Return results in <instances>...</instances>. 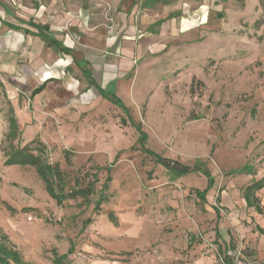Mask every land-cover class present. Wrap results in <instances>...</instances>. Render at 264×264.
<instances>
[{"label":"rangeland","instance_id":"1","mask_svg":"<svg viewBox=\"0 0 264 264\" xmlns=\"http://www.w3.org/2000/svg\"><path fill=\"white\" fill-rule=\"evenodd\" d=\"M60 1L81 16L82 37L121 46L132 38L125 47L144 68L135 82L144 95L137 101L131 92L124 104L145 148L188 166L203 162L214 185L202 201L201 174L171 180L111 102L63 109L69 95L54 84L38 103L0 73V232L31 264L63 255V264H224L227 250L232 264H264V189L256 193L261 214L242 199L264 177V0H147V8L144 0ZM169 12L178 15L156 26ZM12 89L20 106L10 113ZM39 143L65 192L92 185L86 202L58 205L32 168L4 164L12 148ZM246 165L252 175L233 174Z\"/></svg>","mask_w":264,"mask_h":264},{"label":"crops","instance_id":"2","mask_svg":"<svg viewBox=\"0 0 264 264\" xmlns=\"http://www.w3.org/2000/svg\"><path fill=\"white\" fill-rule=\"evenodd\" d=\"M167 17L158 20L164 21L161 26L169 20ZM82 27L81 16L65 11L60 0L51 4L45 0H0V73L13 87L24 89L38 103L47 97L49 86L62 85L69 95V106L63 104V109H91L96 102L108 101L102 94L116 95L125 108L129 93H138L132 98L139 101L144 87L136 90L135 82L144 68L130 61V51L125 46L131 44L132 38H125L123 46L113 42L114 38L102 39L98 44L82 37ZM38 28L65 51L33 36ZM40 88V92L33 94ZM12 96L11 108L16 110L20 101L15 89ZM28 107L27 104L26 110ZM225 254L231 256L229 250Z\"/></svg>","mask_w":264,"mask_h":264},{"label":"trees","instance_id":"3","mask_svg":"<svg viewBox=\"0 0 264 264\" xmlns=\"http://www.w3.org/2000/svg\"><path fill=\"white\" fill-rule=\"evenodd\" d=\"M133 3L135 0H132ZM147 0H144L141 5L144 8H147L146 4ZM149 2V1H148ZM178 15V13L170 14L167 18H174ZM164 21L160 20L155 23L156 26H160ZM152 29V28H151ZM28 33V31L26 32ZM40 38L46 45L50 47H54L65 51L61 45L50 38L46 33H44L42 28H38L37 33L33 34ZM42 89H38L34 91L33 94H37ZM102 96L110 101L113 105L117 106L122 110L126 118L130 122V126L133 127L137 133V140L139 148L144 152L147 156H149L153 162L163 168L166 172L167 176L171 178V180H177L179 178L188 176L190 174H201L206 179V187L202 191H195V196L200 200L205 201L206 193L213 187L214 178L211 176L210 172L206 169L205 164L199 160H196L192 166L181 164L179 161L171 160L169 158L162 157L148 149L145 148V143L147 140L146 134L142 131L140 124H135L131 121L129 116V111L124 107L122 102L116 97L110 94H102ZM12 109L10 108V113ZM9 133L7 138L14 139L16 134L18 133L17 123L15 118L10 115L9 119ZM119 123L122 127L126 126V119L120 118ZM19 141V139H18ZM33 143V142H32ZM29 145V144H28ZM28 145L23 147H15L10 150L9 153H6V160L4 164L6 166H19V167H30L32 168L39 180L43 183L44 188L48 196L56 202V204L61 205L68 199H75L76 197H82L86 202L89 196L93 193L92 185H89L85 188L68 190L65 192L66 181L63 173L58 169L56 165H50L44 159L45 147L41 143L37 144L38 147L32 148ZM102 169L96 168V172L93 174V177H97V172H100ZM108 174L110 169L107 168L105 170ZM233 174L236 175H252L253 168L251 166H243L239 169L233 171ZM107 181L109 182V176L107 177ZM107 189V183H104L102 186V193L100 199L96 201L94 206V211L98 212L99 206L102 203L104 197V192ZM264 189V177L259 180H251L250 184L247 185L242 190V198L246 203L247 208L254 209V211L258 214L262 213V208L260 206L259 199L256 197V193ZM213 210L218 214V209L213 207ZM72 250V248L70 249ZM66 259V255L54 257L52 260V264H63V261ZM224 264H232L233 258L227 254H223ZM0 264H31L23 260L20 253L12 246L5 235L0 232Z\"/></svg>","mask_w":264,"mask_h":264}]
</instances>
